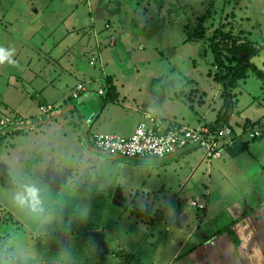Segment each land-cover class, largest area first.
I'll return each mask as SVG.
<instances>
[{"label": "rangeland", "instance_id": "rangeland-1", "mask_svg": "<svg viewBox=\"0 0 264 264\" xmlns=\"http://www.w3.org/2000/svg\"><path fill=\"white\" fill-rule=\"evenodd\" d=\"M216 28L232 34L244 31L261 48L251 61L264 70V0H0V47L13 50V62L0 63V128H6V133L0 132V236L6 241L0 247V264H219L205 263L198 249L188 252L191 243L181 246L193 231L191 221L182 220V215L195 209L194 204L180 207L174 202L180 193L187 194L189 184L197 185L207 199L206 161L199 156L192 171L179 162L172 166L167 162L171 172H191L186 191L166 192V201L174 202L169 209L158 204L152 214L135 215V210L125 212L115 204L112 188L124 187L128 172L139 177L131 173L128 162L136 160L101 154L85 140L77 144L78 135L70 138L63 133L69 120L79 133L80 112L87 121L95 120L89 114L99 113L101 97L109 94L104 80L108 75L113 76L119 97L126 95L127 101L137 104L147 100L152 113L173 112L178 120L188 115L190 123L199 126L213 122L223 107L222 85L214 78L218 71L208 48ZM223 60L220 75L236 63ZM247 74L230 91V142H246L244 130L253 126L262 127L264 137V82L251 70ZM78 81L98 102L77 105L79 98L71 88ZM160 93L166 96L158 99ZM41 99L47 112L38 107ZM112 103L95 121L91 135L126 134L131 130L127 123L119 124L123 117L130 125L140 119V112L112 109L116 105ZM66 105L76 110L62 112ZM30 124L39 129L28 130ZM26 136L34 138L31 143L42 140L40 147L32 150ZM217 143L214 151L223 142ZM84 146L86 152L80 153ZM259 150L264 154V144ZM207 156L217 157L213 152ZM57 172L67 173L58 177H67V194L55 180ZM24 185L40 189L42 212L33 213L16 202L14 196L23 195ZM239 188L243 190L242 185ZM260 195L264 199V188ZM197 205L204 210V203ZM121 242L133 258L113 257L111 251L116 252Z\"/></svg>", "mask_w": 264, "mask_h": 264}, {"label": "crops", "instance_id": "crops-1", "mask_svg": "<svg viewBox=\"0 0 264 264\" xmlns=\"http://www.w3.org/2000/svg\"><path fill=\"white\" fill-rule=\"evenodd\" d=\"M42 46L43 43L40 47ZM95 56L97 57V54L94 55V57ZM93 58L91 57L92 61L91 59L89 61L92 65L95 59ZM79 83L83 87L85 86L81 84L82 82L78 81L77 84ZM112 83L117 88V85L113 80ZM77 84L71 88V91H74ZM101 94L102 91L98 90L97 95ZM169 94L175 97L174 92ZM80 96L82 97L81 100ZM125 96L126 95L119 97V95H117V98L119 97L118 99H116V97H112L116 104V108L112 107V109H120L130 112L133 111L137 113L140 112V119H138L134 125H130L131 123H128L130 122L128 121V118L123 117L119 124L122 125L127 123L126 127L131 131L126 134H106L129 135L138 122L142 120L146 121L150 116L159 118L162 121L161 128H164L168 122H176L191 127L199 126L198 123L196 125L191 124L190 122H192V119L188 115L180 117L179 120L173 112L172 115L165 114L164 116H160L152 113V109L149 107L151 105L149 101L146 100L141 104H137L127 101ZM164 96H166V94L160 93V95H158V99L164 98ZM76 98H79L77 105H82V107H86V105L90 103L98 102V98L95 97V95H92V93H89L86 86L81 95L80 91L77 92ZM170 99H172V97ZM158 104L156 103L154 108H156ZM110 105H113L112 101L106 104L103 103L99 113H90L89 116H94L95 120L93 122H90V120L87 121L86 117L80 112V122H78L79 133L76 134L74 127H70L72 120L68 121L70 122L68 126H66L68 129H66L63 133L68 134V137L70 138H75L78 135L77 144L83 145L82 140H85V145L91 148L87 141V137L91 135L90 130L96 120L103 118V112L108 110ZM172 105L174 107L175 103H172ZM64 107L66 109H63L62 112L66 110L71 111V109L76 110V106L66 105ZM56 112L57 114L55 115V118L58 116V111ZM113 112L115 111H112V113ZM51 123L52 122H49V124ZM193 123H196V121H193ZM30 129H39V127L35 126V124H30L28 130ZM94 134L99 133H93L91 137ZM30 138L34 139L31 136H26V145L31 144L32 150L36 148L38 149L42 140L36 142L33 141L31 143ZM43 139L45 140V138ZM249 140L250 139L248 138L246 141L248 142L246 148H244L242 146V142L240 143L238 140H232L231 142L230 140L223 141L219 150H216L218 154L217 157H214L211 160L209 159L210 156L208 157L206 155V147L203 144L198 145L197 148L192 151H179L174 157L164 160L156 158L133 159L136 161L128 160V162H131V173L133 174V171H135L139 177L133 178L128 172V177L124 179V187L117 184L112 188L113 190L115 189L113 201L115 204L124 209L125 212H127L128 209L135 210L133 211L135 215H138L137 213L145 215V213H141L143 211L152 214V207L158 204L164 206V209H169L170 204L174 202H178L177 205L180 207L186 204L191 206L194 204L195 210L190 208L184 215H182V220L191 221L189 227L193 231L188 232V238L186 237L184 239L181 246H187V244L191 243L192 247L189 248L188 252H192L193 254V252L198 249L199 253L205 258V263H208L207 260H214V262L218 261L219 264H264V199L260 195L261 190L264 188V154L260 152L262 150H259V148L264 144V137L262 136L257 140L250 142ZM199 147H203L204 150L202 149L203 151H198ZM84 149H86L85 146L84 148H80V153L86 152L87 149ZM199 156L207 163L206 184L203 183L207 199L202 197L197 185H188L187 180L191 172L188 174L171 172L166 166L168 163L172 166L176 162H179L183 168L189 167V170H191L193 165H197ZM112 158L120 159L115 156ZM98 159L101 160L100 157ZM154 161L156 164H153ZM128 162H126V164ZM227 167H229V169ZM233 167L235 168L233 169ZM141 170L146 171L147 174L145 175L141 173ZM68 172L70 175L72 167H70ZM61 174L66 175L67 173L62 172L58 174L57 172L55 180L59 181V183L61 182L64 191L63 193L67 194V177L65 179H58ZM201 180L202 178L198 179L199 182ZM186 185L189 187L187 188L186 195L185 192L180 193V195L174 199V202H172V198H169V203L166 201L167 191H180L183 188L185 189ZM240 185H242L243 190H240ZM171 187L173 190H171ZM123 188L124 191H122ZM69 196H73V193L70 194V190ZM212 196L215 197L213 198ZM211 201L214 202L213 205L211 204ZM197 203H204V210H199ZM72 206H74L75 209L77 208L76 204ZM149 206L151 209L148 208ZM47 214L48 211H46V215ZM153 215H155V213H153ZM88 235L90 234H85V237ZM93 235H98V237H100V234ZM5 237L7 238L8 236L5 235ZM82 237L85 239L84 236ZM0 242V247L6 243L4 239L0 240ZM81 246L83 247L84 244ZM122 246L123 244L121 242L120 247L115 249L116 252L123 250ZM111 252L116 253L114 251ZM81 253L84 252L81 250ZM86 259L89 260V258Z\"/></svg>", "mask_w": 264, "mask_h": 264}, {"label": "built area", "instance_id": "built-area-1", "mask_svg": "<svg viewBox=\"0 0 264 264\" xmlns=\"http://www.w3.org/2000/svg\"><path fill=\"white\" fill-rule=\"evenodd\" d=\"M83 89V86L77 84L75 86L76 93ZM42 112H47L48 107H41ZM147 123V124H146ZM146 123L139 122L129 135L121 134H94L91 138V145L108 155L127 158L142 159L156 158L164 160L172 157L183 149L197 147L200 144L205 145L207 155L214 151V147L218 145V141H227L230 137L229 128L220 130L214 134H208V130L204 126L190 127L185 124L176 122L166 123L161 128L162 121L156 117H148ZM258 127L250 133V137L259 136Z\"/></svg>", "mask_w": 264, "mask_h": 264}, {"label": "trees", "instance_id": "trees-1", "mask_svg": "<svg viewBox=\"0 0 264 264\" xmlns=\"http://www.w3.org/2000/svg\"><path fill=\"white\" fill-rule=\"evenodd\" d=\"M232 16V14H230ZM208 48L210 50V53L212 55V61L215 64V67L217 69V73L215 74L214 78L216 79V82L221 83L222 85V96H223V107H221L214 119L213 122L206 124L204 127L207 128L208 134H216L218 136V133L220 130L228 128L229 127V119L231 116V96L230 91L234 84L238 80L246 79L249 74H247L248 71H252L253 75H255V78L262 79L264 82V70L258 68L255 66V64L251 61V59L258 54L260 51V47H256L253 45L252 41H250L244 31L237 32L236 34H232L228 30H224L223 28H216L213 30L212 35L209 38ZM242 55L240 57H237V55ZM227 59L228 63H231L232 61H235V65L230 66L228 72L225 74L220 75L222 73V69L225 66V61L223 60ZM112 75H108L105 77L106 80V87L107 94L104 97H101V101H103L104 104L114 100L112 99L117 97L118 92L116 89V86L112 83ZM85 86L83 89L80 90V95L84 92ZM100 96V95H99ZM38 107H48L46 105L45 101L43 99L38 100ZM140 122L146 123L145 120H142ZM248 124H246L245 128L249 126V121H246ZM139 123V122H138ZM147 124V123H146ZM252 124V123H251ZM256 127H250L246 130H244V133L247 134L248 138L252 141L257 140L262 136L263 130L262 127H258L260 130L259 136L250 137V133L254 131ZM6 128H0V132L6 133ZM240 137V134L235 135V137ZM92 138V137H91ZM248 145V142H242V146L246 148ZM89 146H92L89 144ZM97 152L108 155L104 152H100L99 150L92 147ZM197 147H192L188 149H183L182 151H192ZM112 156V155H109ZM113 157V156H112ZM117 157V156H115ZM120 159H125L122 157H117ZM119 253H114L113 257H121V258H133L132 255H128L124 250L118 251ZM131 254V253H130ZM139 260L137 259V262Z\"/></svg>", "mask_w": 264, "mask_h": 264}, {"label": "clouds", "instance_id": "clouds-1", "mask_svg": "<svg viewBox=\"0 0 264 264\" xmlns=\"http://www.w3.org/2000/svg\"><path fill=\"white\" fill-rule=\"evenodd\" d=\"M13 50L0 47V63H12ZM16 202L21 206H27L33 213L43 211V202L40 196V189L36 185H24L23 195L19 192L14 196Z\"/></svg>", "mask_w": 264, "mask_h": 264}]
</instances>
